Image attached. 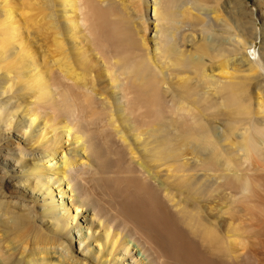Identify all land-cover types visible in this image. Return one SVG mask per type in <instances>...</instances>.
<instances>
[{
  "label": "bare ground",
  "instance_id": "obj_1",
  "mask_svg": "<svg viewBox=\"0 0 264 264\" xmlns=\"http://www.w3.org/2000/svg\"><path fill=\"white\" fill-rule=\"evenodd\" d=\"M120 3L0 0V183L19 193H0V264H264L245 251L264 236V33L226 37L246 25L219 0H145L150 35L127 22L121 59L89 16Z\"/></svg>",
  "mask_w": 264,
  "mask_h": 264
},
{
  "label": "rangeland",
  "instance_id": "obj_2",
  "mask_svg": "<svg viewBox=\"0 0 264 264\" xmlns=\"http://www.w3.org/2000/svg\"><path fill=\"white\" fill-rule=\"evenodd\" d=\"M144 2H145V0H137V1L136 0H119V3H120L119 5L121 7V11L123 10V13L125 14V15H121V19L117 16L118 14L116 16L115 15L114 16L113 15H108L109 16V18H108L107 13L104 12L106 14V16L102 15V14H104L103 11H101L98 8L97 5H93L90 8V11H89L90 14L89 13L88 14H89V16H92L91 17L92 19L90 18V22L92 23V25L94 24L92 26V30H93L92 33H93V35H94V37L96 39V42H98L99 44H102V45L104 44L106 46L110 45L109 47L113 48L115 50V52L118 53V55H121L119 53L128 54L129 51H133L134 47L130 45L132 42L130 41L129 37H126V35H125L126 33H124L123 30L124 31L126 30L125 29L126 28L125 24L131 20L129 24H132V25L134 24V25H139L140 26V27L137 26L140 32H137L136 35L138 33H141V34H143L145 36H149L150 35L151 24H149L148 22L150 21V16L153 17V15L152 14L150 15V12L148 13V9H147L146 4ZM219 2L223 6H225V8L227 10V13H228L227 14L228 16H229V13L231 14L232 12H234L236 10V12L240 15V18L242 16V19L239 18L240 19L239 21H242V23H243V20H244L243 25L244 26L246 25V27L243 28V26H239L237 23L233 22V26L231 27V29H229V30L225 29L224 30L225 36L226 37H233V36L234 37H241L243 39L247 38L249 40L253 39L255 42H257L256 50L258 51V49H259V47L261 45L260 39L257 40L256 36L250 37L249 33L250 32H254V27L256 26V24H258V26L261 29L262 33H264V0H219ZM234 7H236V8H234ZM56 9H57V12H59L60 7H59V9H58V7H56ZM229 10H230V12H229ZM233 14L234 13H232V15ZM235 15H237V14H235ZM235 15L232 16L233 19H237L236 18L237 16H235ZM100 16H101V18H100ZM104 16L107 17L108 19L105 18ZM126 16H127L128 21H126L127 20L126 18H125L126 20L121 21L122 18H124ZM138 17H139V19H138ZM102 18L103 19L105 18V19L103 20ZM232 18H229V19H232ZM95 19L98 20V21H96ZM112 19H113V21H112ZM233 19H232V21H234ZM40 20H42V19H40ZM101 20H103V21L100 22ZM114 20H116V21H114ZM43 21H44V19L41 21L42 23L40 22L38 24H43L44 25L45 21L44 22ZM107 21H109V23ZM34 26H35L34 29L37 30L38 26L37 25H34ZM252 26H253V28H252ZM247 28L249 29V31L247 30ZM112 29H114V31ZM118 30L119 31L121 30L120 31L121 33H118L119 32ZM246 30L249 33H246L245 32ZM45 32H50V30H48V31L45 30ZM45 32H42L43 34L40 32V35L42 34L41 35L42 38H45V40L48 41V43L50 44L51 43L50 34L49 33H45ZM228 41L227 40L225 41L226 45H228ZM128 44L130 46H128ZM131 47L133 48V50H132ZM129 48H131V49H129ZM126 49L128 51H126ZM123 54L121 55L122 56L121 59L124 58ZM228 67L230 68L231 66H228ZM229 68L227 70L231 71L230 74L224 73V76H225L226 79H230L232 77V75H233V73H232L233 69H231L232 67L230 69ZM226 76H228V77H226ZM253 95L254 94L250 95L249 97H252L253 106H255L253 108L255 109L256 113L255 112L254 113H255V115L257 114V116H260V115L264 114V108L261 105H259L258 103H256L255 99L253 98ZM254 103H256V104H254ZM254 109H251V112ZM93 128L98 133L102 132V127L95 126ZM14 140H15V138L13 139V141ZM17 140L18 139H16L15 141H17ZM258 159L259 158L257 157V155L255 156L253 154V160H258ZM2 165H3V161L0 159V168L3 167ZM3 171L4 170H2V172ZM7 181L9 182L10 179H8ZM7 181L5 180L4 184L0 183V188H1L0 189V191H1L0 193L2 194V196L5 195L4 197H6V196L8 197V198H4L3 201H5V199H8V200L12 201L14 198H16V196L19 195V193L17 192V189H14V187H12L11 184L8 183ZM11 196H13V199L11 198ZM5 203H8V202H5ZM8 205H12V203L8 204ZM239 209H241V208H239ZM90 223H92V221H90ZM254 229H255V227H254ZM256 229H258V227H256ZM249 237L250 238H247L248 240H246V242H248V243H245V245L247 246L246 247L247 249H245L247 254L251 255V256H254V257H258V258H261V256L264 257V254H263L264 253V236H261V237L258 236L257 237L256 235H252V236H249ZM251 242H252V246H251ZM71 245H72L73 251L77 255L78 253L76 251H78V244L75 243V242L74 243L71 242ZM78 255L82 257V255H80V254H78ZM51 259H53L51 261L52 263H57V259L56 258H51Z\"/></svg>",
  "mask_w": 264,
  "mask_h": 264
}]
</instances>
